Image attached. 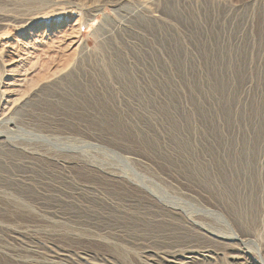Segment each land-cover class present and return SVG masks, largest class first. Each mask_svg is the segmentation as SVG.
Wrapping results in <instances>:
<instances>
[{
    "label": "rangeland",
    "instance_id": "374dc122",
    "mask_svg": "<svg viewBox=\"0 0 264 264\" xmlns=\"http://www.w3.org/2000/svg\"><path fill=\"white\" fill-rule=\"evenodd\" d=\"M45 1L57 4L63 12L77 11L80 34L71 28L75 22L67 18L57 22L51 17V27L37 28L40 42L20 69L9 66L15 54L3 48L6 39H22L11 29L20 24L7 18L21 14L33 2L0 0V23L6 24L0 28V131L10 132L18 146L11 155L0 153V264H41L43 259L55 264H170V254L165 253L175 247L180 249L172 257L179 263L195 239L188 227L149 225L135 215L148 199L144 190L126 183V161L143 172L149 183H160L171 195L194 203L195 207L188 204L185 208L198 215L208 229L251 241L245 247L250 261L261 264L264 0H232L234 5L247 6L233 30L226 21L222 27L218 22L226 10L225 0H220L225 3L223 8L219 0H193V7L188 8L192 16L183 7V12L179 10L182 0H144L164 11L169 21L174 20V28L136 17L123 31L115 24L126 21V13L142 0H131L130 4L126 0ZM79 5H97L96 19ZM45 12L56 15L58 11L47 8ZM106 30L111 36L104 34ZM60 32L78 38L81 46L75 54L69 55L68 40L61 41ZM238 33L243 37L235 42ZM57 51L66 58L59 95L51 85L37 80L46 71L43 63L52 64ZM19 75L27 76L28 81L17 82ZM20 86L26 93L16 97L11 91ZM41 86L45 90L42 95L38 93ZM26 102L27 107L19 112ZM8 120L19 129H13ZM195 129L200 135L196 144L191 134ZM3 156L9 157L8 164ZM25 161L29 168L24 167ZM200 165L208 167L209 173L204 170L202 176V170L195 169ZM217 165L213 171L211 167ZM104 169L121 180L109 179ZM18 173L30 175L35 182L27 186L16 182L13 175ZM81 207H86L83 212ZM210 245L219 249L214 243ZM193 263L249 264L220 255H213L212 260L200 256Z\"/></svg>",
    "mask_w": 264,
    "mask_h": 264
},
{
    "label": "bare ground",
    "instance_id": "6f19581e",
    "mask_svg": "<svg viewBox=\"0 0 264 264\" xmlns=\"http://www.w3.org/2000/svg\"><path fill=\"white\" fill-rule=\"evenodd\" d=\"M32 1L33 3L31 4V7L28 8V9H24L23 12L21 14H18V15H13V16H10V18H7L8 20H12L13 22H15L16 24H20L19 26H16L14 29L11 27L12 31L14 32V34H17V35H21L20 37H22V39L20 40L21 42H23V45L21 44L20 41H18V39H6L3 43V48H7L9 50H12V53L13 55L15 54V59H12V61L10 62H13L11 65H9L11 68H20L23 67L21 66V63H25V61H27L29 59V54H31V51L30 50H34L36 51L37 49V46H38V43L40 42V40L38 41L39 38H36V37H39L37 34V32L39 31L37 28H40L42 25H45V28L47 27H51V25H53L51 22L52 19H50L51 17L54 18L53 21H57V22H60L63 20V18H67V20L69 19L71 23L75 22L74 25L71 27V28H76L77 26H79V20L77 19V21H75V19L77 18V15H76V12L75 10H70V11H67V12H63L61 11L59 8H58V5L57 4H52L50 5L49 3H47V1L45 0H30ZM131 0H126L127 3H129ZM141 1V0H139ZM143 2L135 7L134 9H130L126 15H125V18H126V21L124 20L123 22L119 23V24H115L117 27V30L118 28L120 30L123 31V29H126V25L129 22H131V19L133 20V18L135 19L136 17H138V19H142V20H147L148 21H151V22H155V23H160V25L162 26L163 25H166L165 27H167L168 25L172 28H174L175 24L173 23V21H169L168 18L169 17H166V14H164L163 12L164 11H160L159 10H156L154 9L152 6L154 5H151V3H148L147 1H144L142 0ZM155 1V0H154ZM158 1V0H157ZM53 1H51L52 3ZM125 2V1H124ZM156 2V1H155ZM226 2V10L224 8V12L220 13L222 15L218 16L219 20L218 22H220V25L222 27V25L224 26L225 22L226 21L228 24H229V27L230 29L229 30H233L234 28H236L237 24H239V21H241V18H240V14L241 12L243 11L244 7H247L246 4H237V5H234L232 4V0H225ZM252 2V0H251ZM59 3V2H58ZM80 3V1H79ZM123 3V2H122ZM139 3V2H137ZM161 3V2H160ZM193 0H182V2H179L178 4V8L179 10L181 11L182 7L184 9L185 12H187L190 16H192V13L193 12H190L188 8L190 7H193ZM84 4V3H83ZM125 4V3H124ZM130 4V3H129ZM223 4H225L223 1H218V5L222 6ZM90 5V4H89ZM128 5V4H127ZM157 5L159 6L158 2H157ZM195 5H196V2H195ZM79 6H82V5H79ZM125 6V5H124ZM123 6V7H124ZM156 6V5H154ZM224 6H222L223 8ZM50 8H53L54 11H58L57 14L55 12L56 15H48L45 11ZM118 8V7H117ZM122 8V7H121ZM120 7L118 8V10L122 11ZM126 8V7H125ZM124 8V9H125ZM156 8V7H155ZM199 8V7H198ZM129 9V7H128ZM192 9V8H191ZM81 10H87L88 14H91L93 15L92 19H96V16L97 14L99 13V9H98V6H82ZM114 10V9H113ZM117 10V12H118ZM127 10V9H126ZM195 10H196V7H195ZM222 10V9H221ZM116 11V10H115ZM192 11V10H191ZM45 12V13H44ZM125 12V11H124ZM183 12V10L181 11ZM198 12V11H197ZM246 12V11H245ZM104 13V12H103ZM106 13V12H105ZM244 13V12H243ZM186 14V13H185ZM195 14V13H194ZM247 14V13H246ZM106 16V15H104ZM124 16V14H123ZM165 16V17H164ZM243 15H241L242 17ZM249 16V15H248ZM110 17V16H109ZM185 17V16H184ZM246 17V16H245ZM2 18V17H1ZM106 18V17H105ZM122 19L124 17H121ZM189 18V17H188ZM216 18V17H215ZM216 18V19H218ZM249 18V17H248ZM92 19L90 20L89 23H91ZM137 19V18H136ZM171 19V18H169ZM4 20H6L4 18ZM7 20V21H8ZM110 20V19H109ZM167 20V22L165 21ZM1 22H3L2 19H0ZM105 21H107L105 19ZM112 21V20H111ZM137 20H135L136 22ZM169 21V22H168ZM243 21H247L246 20H243ZM242 21V22H243ZM6 22V21H5ZM10 22V21H9ZM134 22V23H135ZM138 22V21H137ZM146 22V21H145ZM146 22V23H147ZM175 22V21H174ZM216 22V21H215ZM249 22V21H248ZM113 23V21H112ZM11 24V23H10ZM130 24V23H128ZM214 24V23H213ZM226 24V25H228ZM9 25V24H8ZM8 25H7V28H8ZM113 25V24H112ZM113 25L115 28L116 26ZM155 25V24H154ZM216 25V24H215ZM219 25V24H217ZM2 26V27H1ZM3 26H6L5 23H0V28H3ZM11 26V25H10ZM111 26V25H110ZM112 26V27H113ZM134 26V24L132 25ZM138 26V25H137ZM202 26V25H201ZM205 26V25H204ZM209 26V25H207ZM241 26V25H240ZM243 26V25H242ZM244 26H245V23H244ZM69 27V26H68ZM112 27H109V28H112ZM135 27H136V24H135ZM141 27V25H140ZM159 27V26H158ZM217 27V26H216ZM220 27V26H219ZM227 27V26H226ZM137 28V27H136ZM139 28V27H138ZM207 28V27H205ZM203 28V29H205ZM211 28V31L213 28ZM10 29V30H11ZM77 29V28H76ZM75 29V30H76ZM128 29V28H127ZM126 29V30H127ZM142 29V27H141ZM163 29V27H162ZM166 29V28H165ZM168 29V28H167ZM202 29V30H203ZM238 29V28H237ZM236 29V30H237ZM245 29V28H244ZM65 30V29H64ZM68 30V29H67ZM70 30V29H69ZM78 30V29H77ZM115 29V32L117 31ZM143 30V29H142ZM208 30V28H207ZM214 30V29H213ZM60 31V30H59ZM80 29L77 31V33H79ZM125 31V30H124ZM133 31V30H132ZM140 31V30H139ZM145 31V30H143ZM204 31V30H203ZM206 31V30H205ZM225 31V30H224ZM228 31V30H227ZM226 31V32H227ZM11 32V31H10ZM67 32V31H66ZM64 32V33H66ZM120 32V31H119ZM169 32V31H168ZM191 32V31H190ZM208 32H210L208 30ZM241 32V31H239ZM246 32V31H245ZM62 32V35L61 32L58 33V36H61L60 37V40L61 41H65V43L67 42L68 40V48H69V55L71 54H75L79 49H80V46H81V43L78 41V38L76 37H70L71 35H66ZM111 31L110 30H106L105 31V35L106 36H111ZM127 33V32H126ZM176 32H174L175 34ZM213 33V32H212ZM211 33V36H213ZM225 33V32H224ZM230 33V32H229ZM229 33L228 36H229ZM237 33V32H235ZM13 34V33H12ZM13 34V35H14ZM80 34V33H79ZM117 34H119L117 32ZM116 34V35H117ZM121 34V33H120ZM130 34V33H129ZM128 34V35H129ZM165 34V33H164ZM204 34V33H203ZM206 34V33H205ZM210 34V33H209ZM232 34V33H231ZM12 35V36H13ZM56 35V34H55ZM188 35V33H187ZM192 35V33H191ZM207 35V34H206ZM205 35V36H206ZM224 35V34H223ZM246 35V34H245ZM121 36V35H120ZM130 36V35H129ZM138 36V35H137ZM140 36V35H139ZM138 36V37H139ZM171 36V35H170ZM186 36V35H185ZM227 36V38H228ZM233 36V35H231ZM236 36V35H234ZM14 37V36H13ZM19 37V38H20ZM133 37V36H132ZM208 37V35H207ZM206 37V38H207ZM243 37V34L242 33H238L237 34V37L236 38V41L235 42H238L239 40H241V38ZM17 38V37H16ZM107 38V37H106ZM111 38V37H110ZM123 38V37H122ZM134 39L136 38V35L135 37H133ZM192 38V37H191ZM205 38V37H203ZM53 39V38H52ZM104 39V38H103ZM130 39L131 36H130ZM212 39V38H211ZM233 39V38H231ZM246 39V38H245ZM244 39V40H245ZM114 40V39H113ZM137 40V39H136ZM213 40V39H212ZM226 40V39H225ZM228 40V39H227ZM133 41V40H132ZM138 41V40H137ZM234 41V40H233ZM207 42V41H206ZM227 42V41H226ZM229 42V41H228ZM227 42V45L229 44ZM233 42V43H235ZM241 42V41H240ZM133 44V43H132ZM136 44V43H135ZM240 44V43H239ZM226 45V44H225ZM231 45V44H230ZM238 45V44H237ZM229 46V45H228ZM232 46V45H231ZM234 46V45H233ZM232 46V47H233ZM35 47V48H34ZM64 47V46H63ZM235 47V46H234ZM226 48V46H225ZM229 49V48H227ZM25 51V52H24ZM142 51V50H141ZM34 53V52H33ZM192 53V52H191ZM35 54H33L34 56ZM27 56V57H26ZM32 56V55H31ZM32 56V57H33ZM22 57H23V61H22ZM31 57V58H32ZM127 57V56H126ZM14 58V57H13ZM54 58V59H53ZM53 62L52 64L49 65V63H47V61L45 63H43V67L46 69L43 70V72H41V74L38 76L37 80H39L43 85V84H48V85H51L54 89H55V92L58 93V95L60 94L62 88H63V81H64V69H65V62H66V58H65V55L64 53L62 52H56V55L53 56ZM127 59V58H126ZM131 59V58H129ZM50 61V59H49ZM48 61V62H49ZM9 63V62H8ZM128 63V61H127ZM26 64V63H25ZM133 64V63H132ZM8 65V64H7ZM24 69V68H22ZM26 69V67H25ZM75 69V68H74ZM16 70V69H15ZM139 70V69H138ZM10 71V70H9ZM14 71V70H13ZM17 71V70H16ZM74 71V70H73ZM140 71V70H139ZM29 72V71H28ZM72 72V71H71ZM142 72V71H141ZM23 73V72H22ZM139 73V72H137ZM13 74V73H12ZM24 74V73H23ZM140 75L142 73H139ZM155 74V73H154ZM26 75V74H25ZM145 75V74H144ZM156 76V75H155ZM18 79L17 82H27L28 81V78L27 76H24V77H21L20 75L18 76ZM145 80V79H144ZM31 81V80H30ZM146 82V81H145ZM144 83V82H143ZM147 83L149 82H146V85ZM20 84V83H19ZM251 84V81L250 83ZM23 85V84H22ZM149 85V84H148ZM51 86H47L45 87L46 89L47 88H50ZM144 86V85H143ZM247 86H248V83H247ZM10 87V86H9ZM18 87V86H17ZM42 87H40V92L38 93H45V90L43 89L42 90ZM146 87V86H145ZM148 88V87H147ZM150 88V86H149ZM145 89V88H144ZM6 90V89H4ZM10 91V90H9ZM53 91V89H52ZM11 92H14L16 97L18 96H21L22 94H25L26 92H24L22 90V86H20L18 89H13ZM10 93V92H9ZM38 93L35 94L36 96H38ZM54 94V93H53ZM62 94H63V91H62ZM257 94V93H256ZM42 95V94H41ZM157 95V94H156ZM248 95V94H247ZM261 95V94H260ZM35 96V97H36ZM53 96V95H52ZM57 96V95H56ZM41 97V96H40ZM47 97V96H46ZM159 97V96H158ZM260 97V96H259ZM13 98V97H12ZM38 98V97H37ZM44 98V97H43ZM57 98H59L57 96ZM34 99V98H33ZM41 100V99H39ZM43 100V99H42ZM159 100V98H158ZM14 102V101H13ZM15 102H20L19 100L15 99ZM14 102V103H15ZM30 102V101H29ZM164 102V101H163ZM239 102V100H238ZM247 102V101H246ZM238 104V103H237ZM16 105V104H14ZM28 105V102H26L24 105H22L19 109V112L20 111H24V108H26ZM209 105H211V103H209ZM208 105V106H209ZM214 107V106H212ZM12 108V107H11ZM10 111V110H9ZM146 111V110H145ZM144 111V112H145ZM17 113H18V109H17ZM16 113V114H17ZM4 122V121H3ZM11 126L12 128H17L19 129L15 123L12 121V120H8L7 121ZM209 122V121H207ZM246 122V121H245ZM260 122V121H259ZM219 123V122H218ZM225 123V122H224ZM197 126V124H196ZM215 127V126H214ZM216 128V127H215ZM221 128V127H220ZM227 129V128H226ZM256 129V128H255ZM16 130V129H15ZM217 130V129H216ZM214 131V130H213ZM236 131V130H235ZM241 131V130H240ZM239 132V131H238ZM9 133L10 132H1L0 131V153H2V155H5V154H9L10 152H14L15 150H18V146L16 144H14L13 142V139L9 136ZM222 133V132H221ZM244 133V132H243ZM192 134V139H194V144H196L198 142V140H200V135L197 131V129H195L193 131ZM238 135V134H237ZM254 135V134H253ZM259 136V135H258ZM248 137V136H247ZM224 138V137H223ZM232 139V138H231ZM233 140V139H232ZM248 141V140H247ZM251 141V140H250ZM261 141V140H260ZM55 142V140H54ZM264 142V141H263ZM56 145H61V143L59 141H56L55 142ZM255 143V142H254ZM20 144V143H19ZM205 144V143H204ZM252 144V143H251ZM256 146V145H255ZM199 147V145H198ZM227 147V146H226ZM237 148V147H236ZM33 150V148H31ZM68 149H71L72 151V147L71 148H68ZM198 150V149H197ZM196 151V150H195ZM226 151V150H225ZM232 151V150H231ZM252 150H250L251 152ZM28 152V151H27ZM238 152V151H237ZM249 152V151H248ZM34 154V153H33ZM198 154V153H197ZM11 155V154H9ZM20 156V155H19ZM225 156V155H224ZM255 156V155H254ZM257 156V155H256ZM24 157V156H23ZM223 157V156H222ZM226 157V156H225ZM229 157V156H228ZM233 157V156H232ZM264 157V156H263ZM9 158V157H8ZM7 157L3 156V161L4 163L8 164V162L10 161V159H8ZM16 158V157H15ZM56 158V157H55ZM213 158V157H212ZM249 158V157H248ZM252 158V157H251ZM12 159V158H11ZM20 159V158H19ZM53 159V158H52ZM232 159V158H231ZM235 159V158H234ZM247 159V158H246ZM250 159V158H249ZM261 159V158H260ZM17 160V159H16ZM21 160V159H20ZM26 160V159H25ZM227 160V159H226ZM233 160V159H232ZM2 161V160H1ZM18 161V160H17ZM204 161V160H203ZM22 162V161H21ZM19 163V162H18ZM67 163V162H66ZM65 163V164H66ZM200 163V162H199ZM242 163V162H241ZM30 164V163H29ZM29 164L25 163L23 164L24 167L26 168H29ZM68 164V163H67ZM196 164V163H195ZM237 164V163H236ZM205 165V164H203ZM229 165V164H228ZM199 167V166H198ZM195 167L196 170L200 169L202 171L201 172V175L203 174L202 172H204V170L206 171V173H209V168L207 167ZM10 168V167H9ZM218 165L217 166H214V167H211V169L214 171H216L218 169ZM221 168V167H220ZM231 168V167H230ZM128 170H130L132 173H134L135 175L131 176L129 175V172ZM97 171V170H96ZM199 171V170H198ZM212 171V172H213ZM241 171V170H240ZM104 173L106 174V176L109 177V179H112V180H121V176H119L118 174H115L114 172H110L109 170H105L104 169ZM224 173V172H223ZM31 174V173H30ZM208 175V174H207ZM223 175V174H222ZM221 175V176H222ZM231 175V174H230ZM204 176V175H202ZM216 176V175H215ZM227 176V175H226ZM253 176V175H252ZM234 177V176H233ZM5 178V177H4ZM13 178L16 182L18 183H21V184H24V185H31L33 184L35 181L32 179V177L28 174H21V173H18V174H14L13 175ZM107 178V177H106ZM203 178V177H202ZM212 178V177H211ZM227 179V178H226ZM49 181V180H48ZM210 181V180H209ZM217 181V179H216ZM227 182V181H226ZM39 183V182H38ZM41 183V182H40ZM126 183L129 184V186H131L132 188L133 187H138L140 188V190H144L146 192V198L148 199L147 202H145V206H143L142 209H140L139 212L136 213L135 211V215L137 217H140L142 220L144 221H148V223H150L149 225L151 224H155V223H158V224H165V225H169L171 227H181L182 229L184 227H188L190 233H191V236L193 239H195L192 243L191 246H187L186 248L188 249L187 250V253L185 254L184 258L182 260H180V262L178 264H195L193 263L194 260H197L199 259V257H203L204 259H213V255L215 256H228L230 259H232L233 261H246L248 262L249 264H259V263H255L256 261L254 262H251L250 261V254H249V250L246 249L245 247L249 244V243H252L251 241H249L248 239H246L245 237H241L239 236L238 234H232V235H225V234H220L219 232L217 231H212L210 229H208L205 225L204 222L201 221V218H199L198 215H194V214H190L189 211L185 208V205H191V206H194L195 207V204L190 202V201H187V200H183L182 198H179V197H175L173 195H171L160 183H156V184H151L149 183V178L143 173V172H138L134 167L130 166L129 165V162L126 161ZM232 184V183H231ZM250 185V184H249ZM233 186V185H232ZM247 186V185H246ZM46 187V186H45ZM87 189V188H86ZM85 189V190H86ZM214 189V188H213ZM221 189V188H220ZM79 190V189H78ZM83 189H81L82 191ZM89 190V189H88ZM93 190V189H92ZM227 190V189H226ZM243 190V189H242ZM1 191V190H0ZM9 191V190H8ZM90 191V190H89ZM143 191V192H144ZM238 191V190H237ZM7 192V190H6ZM19 192V191H18ZM57 192V191H56ZM83 192V191H82ZM87 192V191H86ZM96 192V191H95ZM10 193V192H9ZM38 193V192H37ZM229 193V192H228ZM242 193V192H241ZM48 194V193H47ZM19 196V195H18ZM22 196V195H21ZM73 196V195H72ZM218 196V195H217ZM224 196V195H223ZM231 196V195H230ZM229 196V197H230ZM41 197V196H40ZM44 197V196H43ZM52 197H54L52 195ZM232 197V196H231ZM235 197V196H234ZM237 197V195H236ZM244 197V195H243ZM241 197V198H243ZM246 197V196H245ZM60 198V197H59ZM71 198V196H70ZM75 198V197H74ZM80 198V197H79ZM217 198V197H216ZM44 199V198H43ZM42 199V201H44ZM47 198H45L46 200ZM67 199H68V195H67ZM76 199V198H75ZM131 199V198H130ZM250 199V198H249ZM248 199V200H249ZM41 200V199H40ZM70 200V199H69ZM73 200V199H72ZM134 200V199H132ZM157 201L158 204H155V202ZM63 201V200H61ZM80 201V200H78ZM107 201V200H106ZM145 201V200H144ZM246 201V199L244 200ZM41 202V201H40ZM85 202V201H83ZM128 202V201H127ZM211 202V201H210ZM235 201H233L234 203ZM243 202V201H242ZM80 203V202H79ZM132 203V202H131ZM239 203V202H238ZM246 203V202H245ZM73 204V203H72ZM86 204V203H84ZM136 204V203H135ZM139 204V203H138ZM161 204V205H160ZM68 205V204H67ZM76 205V204H75ZM110 205V203H109ZM248 205V204H247ZM86 206V205H85ZM132 206V205H131ZM135 206V205H134ZM130 205H127L126 206V213L130 212L131 210L129 209ZM239 207V206H238ZM53 208V207H52ZM57 208V207H56ZM59 208V207H58ZM86 208V207H85ZM84 208V209H85ZM236 208V207H235ZM240 208V207H239ZM246 208V207H245ZM244 208V209H245ZM51 209V208H50ZM54 209H55V206H54ZM53 209V210H54ZM78 209V208H77ZM81 210L83 209L82 207L80 208ZM83 209V210H84ZM222 209V208H221ZM63 210V209H61ZM82 210V212H83ZM88 210V208L86 209ZM123 210V209H122ZM139 210V209H138ZM240 210V209H239ZM56 211V209H55ZM78 211V210H77ZM80 211V210H79ZM95 211V210H94ZM206 214H210L211 212L208 211V210H204ZM203 211V212H204ZM244 211V210H243ZM249 211V210H248ZM85 212V211H84ZM89 212V211H88ZM87 212V213H88ZM201 212V211H200ZM214 212V211H213ZM218 212V211H217ZM241 212V211H240ZM239 212V213H240ZM246 212V211H245ZM250 212V211H249ZM87 213H84L85 216ZM91 213V212H90ZM97 213V212H96ZM119 213V212H118ZM197 213V212H196ZM83 214V215H84ZM129 214V213H128ZM243 214V213H242ZM245 214V213H244ZM243 214V215H244ZM64 215V214H63ZM92 215V214H91ZM130 215V214H129ZM184 215V217H182ZM231 215V214H230ZM237 215V214H235ZM233 215V216H235ZM70 216V215H69ZM68 216V217H69ZM72 216V215H71ZM75 216V215H74ZM82 216V215H81ZM220 216V215H219ZM223 216V215H222ZM240 216V215H239ZM64 217V216H63ZM66 217V216H65ZM89 217H91L89 215ZM89 217L87 219H89ZM224 217V216H223ZM232 217V216H231ZM241 217V216H240ZM59 218V217H57ZM73 218V217H72ZM84 218V217H83ZM234 218V217H232ZM61 219V218H60ZM85 219V218H84ZM178 219H180L181 221H183L184 224H181ZM236 219V218H235ZM64 220V219H62ZM229 220V219H228ZM233 220V219H232ZM65 221V220H64ZM68 221V220H67ZM232 222V221H231ZM235 222V221H233ZM237 222V221H236ZM146 223V222H145ZM238 224V223H237ZM241 224V223H240ZM246 224V222H245ZM180 225V226H179ZM230 225V224H229ZM234 225V224H233ZM247 225V224H246ZM163 226V225H162ZM168 226V227H169ZM183 226V227H182ZM215 227V226H214ZM241 227V226H239ZM120 228V227H119ZM180 228V229H181ZM242 228V227H241ZM36 229V228H34ZM181 229V230H182ZM31 230V229H30ZM42 230V229H41ZM233 230V229H232ZM242 230V229H241ZM240 230V231H241ZM188 231V230H187ZM186 232V230H185ZM144 233V232H143ZM149 233V232H148ZM189 233V234H190ZM39 234V233H38ZM45 234V233H44ZM47 234V233H46ZM146 234V233H145ZM152 234V233H151ZM124 235V234H123ZM157 235V234H156ZM187 235V234H186ZM242 235V234H241ZM75 236V235H74ZM185 236V235H184ZM161 236H159L160 238ZM122 239V238H121ZM185 239V238H184ZM159 240V239H158ZM123 242V241H122ZM171 242V241H170ZM191 243V242H190ZM211 243H214V245L216 244V246L219 247V249L217 248H214L213 246H211L210 244ZM130 244V243H129ZM184 245V244H183ZM200 245H205V246H200ZM161 246V245H160ZM176 248V249H175ZM174 249H171V250H168L165 254H170L169 256L171 257L169 263L170 264H177L176 263V259L173 258L172 256L177 253L179 251V249H177V247H175ZM182 248V247H181ZM185 248V247H184ZM212 248L215 249V251L212 250ZM233 249H236L237 250V253H234L233 252ZM154 256V255H153ZM261 264H264V259L261 257ZM30 262V261H29ZM56 262L54 260H51V259H43L42 260V263L41 264H55ZM95 264H98V263H95Z\"/></svg>",
    "mask_w": 264,
    "mask_h": 264
}]
</instances>
